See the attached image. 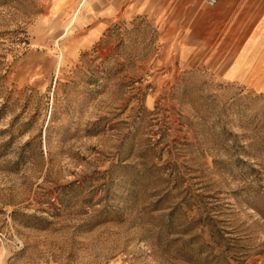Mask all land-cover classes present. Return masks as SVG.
I'll list each match as a JSON object with an SVG mask.
<instances>
[{
  "label": "rangeland",
  "instance_id": "obj_1",
  "mask_svg": "<svg viewBox=\"0 0 264 264\" xmlns=\"http://www.w3.org/2000/svg\"><path fill=\"white\" fill-rule=\"evenodd\" d=\"M157 3L0 0V264H264V94Z\"/></svg>",
  "mask_w": 264,
  "mask_h": 264
},
{
  "label": "crops",
  "instance_id": "obj_2",
  "mask_svg": "<svg viewBox=\"0 0 264 264\" xmlns=\"http://www.w3.org/2000/svg\"><path fill=\"white\" fill-rule=\"evenodd\" d=\"M153 1L171 38L184 41L181 51H227L216 61L223 81L264 94V0Z\"/></svg>",
  "mask_w": 264,
  "mask_h": 264
},
{
  "label": "built area",
  "instance_id": "obj_3",
  "mask_svg": "<svg viewBox=\"0 0 264 264\" xmlns=\"http://www.w3.org/2000/svg\"><path fill=\"white\" fill-rule=\"evenodd\" d=\"M204 1L209 6H214L216 4V0H204Z\"/></svg>",
  "mask_w": 264,
  "mask_h": 264
}]
</instances>
